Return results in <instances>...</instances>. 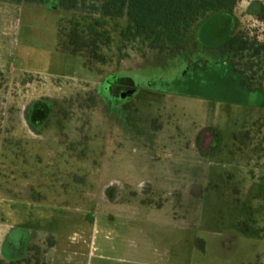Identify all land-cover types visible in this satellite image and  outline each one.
Instances as JSON below:
<instances>
[{"label":"rangeland","instance_id":"1","mask_svg":"<svg viewBox=\"0 0 264 264\" xmlns=\"http://www.w3.org/2000/svg\"><path fill=\"white\" fill-rule=\"evenodd\" d=\"M263 6L208 14L178 51L121 57L113 32L98 73L57 50L71 14L0 0V258L47 264L86 238L83 264H264V66L248 80L224 48L239 30L264 43ZM115 72L127 100L108 97Z\"/></svg>","mask_w":264,"mask_h":264},{"label":"trees","instance_id":"2","mask_svg":"<svg viewBox=\"0 0 264 264\" xmlns=\"http://www.w3.org/2000/svg\"><path fill=\"white\" fill-rule=\"evenodd\" d=\"M17 4H41L59 8L71 14L62 18L58 29L57 50L79 55L84 66L100 73L101 66L110 62L106 50L114 42L113 32L119 30L122 53L129 43L140 42L147 49L178 51L186 47L195 25L208 14L219 11L232 12L241 0H2ZM264 18V6L259 13ZM126 20L124 27L118 22ZM225 49H232L241 64L246 58L243 73L255 81L257 71L264 66V43L249 32L239 30ZM128 56L122 53L121 57ZM255 67H259L254 71ZM263 80V78H262ZM259 79V85H263ZM46 108V110L44 109ZM50 106L44 99L34 101L30 108L31 123L39 128L48 116ZM54 241H51V245ZM25 259L0 264H21Z\"/></svg>","mask_w":264,"mask_h":264},{"label":"flooded vegetation","instance_id":"3","mask_svg":"<svg viewBox=\"0 0 264 264\" xmlns=\"http://www.w3.org/2000/svg\"><path fill=\"white\" fill-rule=\"evenodd\" d=\"M126 77L128 76L121 75L118 72H115L114 75H110L107 82V94L111 101L127 100L137 91V85L135 82H133V85L131 84L132 86L127 87L129 83L124 81ZM210 135L211 134H209L207 131L203 132V137L201 140V148L203 151H206L209 147V143L211 142Z\"/></svg>","mask_w":264,"mask_h":264},{"label":"crops","instance_id":"4","mask_svg":"<svg viewBox=\"0 0 264 264\" xmlns=\"http://www.w3.org/2000/svg\"><path fill=\"white\" fill-rule=\"evenodd\" d=\"M95 239V236H92L90 246L95 244ZM86 242V238H82V241L79 243L69 244L63 252H60L59 247L57 248V245H54L46 250V255L52 257L50 263L47 264H83L81 256L83 252V244ZM94 248H96V246H94Z\"/></svg>","mask_w":264,"mask_h":264}]
</instances>
